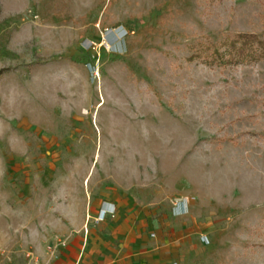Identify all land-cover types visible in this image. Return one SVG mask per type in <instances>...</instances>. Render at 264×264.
I'll return each instance as SVG.
<instances>
[{
	"label": "rangeland",
	"instance_id": "374dc122",
	"mask_svg": "<svg viewBox=\"0 0 264 264\" xmlns=\"http://www.w3.org/2000/svg\"><path fill=\"white\" fill-rule=\"evenodd\" d=\"M117 26L127 52L95 59ZM238 34L264 37V0H0V264L55 257L59 208L107 192L164 219L179 264H264V61L191 59Z\"/></svg>",
	"mask_w": 264,
	"mask_h": 264
},
{
	"label": "crops",
	"instance_id": "0c3cea01",
	"mask_svg": "<svg viewBox=\"0 0 264 264\" xmlns=\"http://www.w3.org/2000/svg\"><path fill=\"white\" fill-rule=\"evenodd\" d=\"M83 197L77 206L59 208L69 221L62 230L70 236L69 242L57 249L55 257L40 245L39 264H179L181 244L170 225L157 219L153 211L139 208L116 192ZM106 199L116 204L117 215L97 223L100 205ZM55 227L62 229L59 223Z\"/></svg>",
	"mask_w": 264,
	"mask_h": 264
},
{
	"label": "trees",
	"instance_id": "16d2710c",
	"mask_svg": "<svg viewBox=\"0 0 264 264\" xmlns=\"http://www.w3.org/2000/svg\"><path fill=\"white\" fill-rule=\"evenodd\" d=\"M191 59L227 68L264 61V37L257 34L226 36L220 43L198 44Z\"/></svg>",
	"mask_w": 264,
	"mask_h": 264
},
{
	"label": "built area",
	"instance_id": "2783aa9c",
	"mask_svg": "<svg viewBox=\"0 0 264 264\" xmlns=\"http://www.w3.org/2000/svg\"><path fill=\"white\" fill-rule=\"evenodd\" d=\"M128 31L124 26L108 27L100 31V41L94 42L92 40H85L84 48L94 53V58L99 60L102 52H108L114 55H122L127 52L126 39ZM88 70L91 73L93 81L97 80L100 76L99 69L95 64H89ZM190 198H182L174 203L172 208V216L174 218H183L190 213ZM117 215V206L111 201H103L100 205L96 222L102 223L110 218H115ZM154 237V235L152 236ZM203 244H209V239L206 236L201 238ZM65 246V244H64Z\"/></svg>",
	"mask_w": 264,
	"mask_h": 264
}]
</instances>
